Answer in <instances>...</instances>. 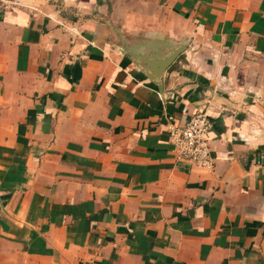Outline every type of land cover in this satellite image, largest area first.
Segmentation results:
<instances>
[{
  "label": "crops",
  "instance_id": "crops-1",
  "mask_svg": "<svg viewBox=\"0 0 264 264\" xmlns=\"http://www.w3.org/2000/svg\"><path fill=\"white\" fill-rule=\"evenodd\" d=\"M0 264H264V0H0Z\"/></svg>",
  "mask_w": 264,
  "mask_h": 264
},
{
  "label": "built area",
  "instance_id": "built-area-1",
  "mask_svg": "<svg viewBox=\"0 0 264 264\" xmlns=\"http://www.w3.org/2000/svg\"><path fill=\"white\" fill-rule=\"evenodd\" d=\"M181 113L186 116L181 123L174 122V115L166 116L168 139L174 159L187 166L210 168L213 163L210 118L206 112H189L186 107L181 109Z\"/></svg>",
  "mask_w": 264,
  "mask_h": 264
},
{
  "label": "water",
  "instance_id": "water-1",
  "mask_svg": "<svg viewBox=\"0 0 264 264\" xmlns=\"http://www.w3.org/2000/svg\"><path fill=\"white\" fill-rule=\"evenodd\" d=\"M182 48H183L182 45H178L176 47L171 48L168 54H166L165 58L161 60L160 66L155 72L156 73L155 76H152L153 80H158L159 75L172 62V60L177 56V54L182 50Z\"/></svg>",
  "mask_w": 264,
  "mask_h": 264
}]
</instances>
